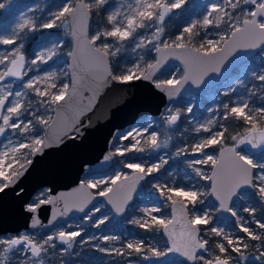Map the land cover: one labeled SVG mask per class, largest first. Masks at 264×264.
I'll list each match as a JSON object with an SVG mask.
<instances>
[{"label": "snow or ice", "instance_id": "6c2138e0", "mask_svg": "<svg viewBox=\"0 0 264 264\" xmlns=\"http://www.w3.org/2000/svg\"><path fill=\"white\" fill-rule=\"evenodd\" d=\"M109 2L65 0L47 20L37 24L34 19L22 16L9 34L0 35V45L6 48V51L0 52V137H5L9 131L12 134L0 149V193L21 181L35 162V157L51 147L60 146L65 138L75 140L80 134L81 111H77V118L70 124L67 120H54L49 113L61 117L65 106L70 107L74 98L81 95V85L86 79L97 87L110 82L128 84L140 80L151 81L172 100L185 84L190 82L201 86L209 74L219 73L241 52L258 49L264 55V0H221L211 3L200 19L192 20L174 39H164L165 18L175 10L183 9L188 0H133L126 7L120 4L107 11L102 27L92 30V17L98 16ZM4 7L5 4L0 3V9ZM149 22L155 30L150 35H142L140 30L149 27ZM57 28L65 29V35L72 39L71 48L63 53L69 62L59 71H46L42 75L29 77L34 67L47 65L60 56L64 45L61 41L53 42L29 60L24 52L23 40L27 33ZM210 29L219 31L211 32ZM202 31L205 36L197 42ZM210 35L217 38H207ZM128 43L134 44L133 52L139 49L144 53L155 52L156 55L148 60L141 54L130 66H114L116 58ZM169 58L181 61L182 76L160 79L159 74ZM252 76L260 82V89L264 90V69L260 73L253 72ZM25 77L28 79L25 80ZM9 78L22 81L21 90L13 91L12 84L6 83ZM224 94L229 93L226 91ZM192 111V107L186 109L187 113ZM209 111L213 115L194 129L197 134L207 133V136L174 153L176 157L189 154L200 157L187 160L186 164L195 177L207 182L206 190L195 186L186 188L154 183L152 188L165 204L142 207L139 209L141 215L130 221L146 232H162L167 237L164 248L136 239L120 248H99L101 252L119 257L136 256L142 260L174 254L192 264H232L230 253H241L242 248L249 246L245 237L251 241H264V220L257 219V208L248 206L242 210L251 217V223L262 230L259 233L232 207L234 198H243L244 188L253 189L260 205L264 206V162H258L244 151L245 148L264 150V105L253 108L248 100H243L223 104L219 115H216L217 109ZM181 115L180 109L166 108L162 115L164 125L172 128L177 125ZM229 120L243 121L246 127L242 133L231 135V146H225L229 133L221 121ZM54 126L60 131H54ZM152 129L153 124L148 122L121 134L118 139L126 143L105 155L104 161L116 156L167 149L171 137L161 139L160 132ZM213 148H219L218 156L208 154V150ZM166 164L168 160L163 156L151 164L125 162L123 168L130 171H117L107 179L101 176L100 179L81 181L72 193L59 197L41 193L43 198L28 204L26 210L38 214L42 206H55L63 201V210L53 211L52 220L49 221L51 224L57 215H66L73 209L85 212L98 195L107 199L117 215H122L127 211L140 182L159 173ZM205 165L210 166V172L204 170L202 166ZM92 190H96L95 194ZM206 196L214 197L218 202L216 212L225 211L236 218L239 231L245 236L235 237L225 233L222 228L212 226L213 213L197 208L204 204L203 198ZM164 207L170 208L169 216L163 214ZM99 211V208L94 210ZM84 219L91 220L92 215L85 212ZM107 219V216L99 219L95 226L103 225ZM40 224L38 215H33L31 226L35 228ZM81 234L80 230H60L48 235L42 242L27 234L0 237V264H9L11 253L23 254L19 264H46L45 257L50 249H56L57 240L67 246L63 254L73 248ZM209 234L220 238L215 242L217 254L210 251ZM115 240L118 237H103L105 243ZM201 253H208L211 258ZM261 257H264V252L257 259Z\"/></svg>", "mask_w": 264, "mask_h": 264}, {"label": "water", "instance_id": "95a60500", "mask_svg": "<svg viewBox=\"0 0 264 264\" xmlns=\"http://www.w3.org/2000/svg\"><path fill=\"white\" fill-rule=\"evenodd\" d=\"M257 51L258 49L237 54L219 73L209 74L201 86L197 87L190 82L185 84L179 95L172 100L178 99L183 93L194 94L208 86L226 80L236 66L245 62ZM67 62H69L68 57ZM171 63H181V61L169 58L164 66ZM180 76L182 74L177 78ZM172 100H169L151 81L140 80L128 84L110 82L108 85L97 87L90 79H86L81 85V95L74 98L70 107L65 106L61 117L57 118L55 113L52 115L54 120H67L70 124L77 118V111H81L82 114L79 116L81 121L79 125L80 134L77 135L75 140L65 138L64 143L60 146L51 147L44 154L35 157V162L21 181L16 186L10 187L0 193V232L7 230L15 231L22 227L33 228L31 226L33 215H38L41 221V224L37 227L45 229L60 221L83 214L84 212L73 209L66 215H57V219L49 224V221L52 220L53 211L57 209L59 211L63 210V201L55 206H42L38 214L27 212V205L25 203L31 199L34 191L43 185L49 187V196L51 197H59L61 194L72 193L74 189L79 187L80 182L84 181L80 179L83 173L103 170L114 162L115 157L109 161H104L103 158L109 152H112L110 146L114 136L122 130L123 126L137 121V117L142 113L159 115L163 106ZM54 131H60V129L54 126ZM71 134L75 135V133ZM231 144L232 142H227L225 146H231ZM245 149L249 150L248 148ZM249 151L257 152L261 150ZM218 155L219 148L216 153V156ZM141 183L142 181L137 186V191ZM246 189L251 188H244L243 190ZM93 193L95 194L94 191ZM152 195L159 197V194L155 190L152 191ZM212 198L214 199V197ZM99 199H102L106 203L113 215L120 216L113 211L111 205L104 197L95 196L91 204ZM69 202L71 203V198H69ZM91 204L88 205V208ZM217 214L224 219L233 217L225 211L217 212ZM177 230H179V225H177ZM163 236L167 240L164 234ZM247 256L252 261L258 257V254L252 252ZM165 258L184 259L174 254H169Z\"/></svg>", "mask_w": 264, "mask_h": 264}, {"label": "rangeland", "instance_id": "374dc122", "mask_svg": "<svg viewBox=\"0 0 264 264\" xmlns=\"http://www.w3.org/2000/svg\"><path fill=\"white\" fill-rule=\"evenodd\" d=\"M190 0H188L189 2ZM221 0H200V16L194 15L191 19L188 20V24L195 19H200L207 11L208 5L211 3H219ZM65 3V0H31L29 1L28 4H26L15 16L14 18L8 22L7 24L1 25L0 26V35H6L11 32V30L15 27L16 23L19 22L20 18L22 16L26 18H32L34 19L37 24H39L42 21L47 20L50 18V14L52 12L57 11L62 4ZM127 3H133V0H112V3L109 5L108 11L111 10L114 7L119 6L120 4H124L126 7ZM185 8V7H184ZM183 8V9H184ZM183 9L180 10H175L172 14H170L165 20L170 21L172 19H176L179 17L183 11ZM123 10V9H122ZM147 27L146 29L140 30V33L143 34H151L152 31L155 30V27L151 25ZM95 25V23H94ZM100 25L96 24L95 26H92L91 29L95 30L99 28ZM209 31L215 32L219 31L217 29H210ZM31 34H33V38L28 39ZM26 39L23 40L24 45H28L26 49H24L25 55L29 60L34 58L35 53L38 51L43 50L46 47L51 46L53 42L56 41H61L66 48V52L70 49L71 47V38L68 35H65V29L63 28H57L52 31L48 30H39L35 32H30L27 33ZM207 38L210 39H215L217 38L215 35H210ZM166 39V38H164ZM26 40H28V44H26ZM32 40V41H31ZM31 41V42H30ZM129 48L132 50L134 47L133 43H128ZM3 47H0V52ZM137 52H142V50H136ZM259 52V50L257 51ZM257 52L254 54L256 55ZM63 53V51H62ZM252 55L251 57H253ZM67 62V59L63 60L62 56H58L55 58L53 61H50L47 65H39L37 66L39 68V71H37V67L33 68V71L30 72L28 75L29 77L34 76V75H42L46 71H59L60 68H65V64ZM241 63L240 68L238 70V74L235 77H228L226 80L215 84L213 86L206 87L204 89V92L201 94L195 93V94H188L185 93L184 95L186 96L184 98L186 109L188 107H192L193 111L191 113H188V117L186 120L182 119L181 121L179 120L177 125L173 126L172 128H167L164 125V122L162 120V115L165 113L166 108H172V109H180L178 105V102L171 101L169 102L161 115L158 117H154L152 115H147L143 114L141 117H139L138 121L132 125H129L127 127H124L123 131H121L119 134L117 133L114 136L113 142L111 144V147L113 150L119 145H122L126 142L120 141L118 137L129 131L132 128H138L143 125H145L148 122H151L153 124V129L154 131H158L161 134V139H164L168 136L171 137V140L169 142V147L167 149H160L157 151V157H154L153 159H148L146 160L144 158H131L126 160L125 158L117 162V159L115 160L116 163L113 164L112 167L101 171V172H87L82 175L84 180H91V179H100L101 176L103 178L107 179L108 176L114 174L117 171H130L127 169L123 168V164L125 162H146L148 164L158 162L159 157L163 156L165 159L168 160L167 167L166 165L164 168L161 169V171L157 174H154L152 176L151 181H149L146 186H143L140 190L139 193L135 196L134 199H136V203L132 202V205L134 206H129L128 209L131 210L133 209L132 215L136 217H139L141 215L139 209L142 207H151L154 205H160V200H153V201H146L147 199H150V191L153 189L152 184L154 183H161V184H174L176 186H181V187H193L195 186L197 189L200 190H205V182L199 180L198 177H195L194 173L192 172L191 169L187 167L186 161L190 159H198L200 158L199 156H192L191 154L189 155H181L179 157H176L174 153L181 147H186L194 142H196L200 137L202 136H207V133H199L197 134L194 129L197 127L198 124L205 122L208 118H210L213 115V112H210L209 109H217L216 115H219L220 109L222 108V105L227 103L228 99L227 96L224 94L226 91L228 93L233 92L232 89L235 88L237 84L243 83L249 78V75L251 73L255 72L252 68L251 65H242ZM131 64H129L130 66ZM239 66V65H238ZM255 65L253 66V68ZM183 72V65L181 63H172L169 64L165 67L162 68L161 73L159 74L160 79H166V78H171L172 76L178 77L181 75ZM232 73V72H231ZM256 73H260V70H257ZM231 75V74H230ZM164 77V78H163ZM28 79V77H25V80ZM6 83H11L12 84V90H21V84L23 83L22 81L19 82H14L13 80L6 81ZM31 95V94H30ZM232 102H242L243 100L246 99V95L244 94L243 96L234 93L233 95ZM204 99V103H202V99ZM35 99V97H33ZM258 107H260L258 105ZM43 111V109L41 110ZM179 135L181 136V139L184 140H179ZM11 131L6 133L5 137H0V149H2L3 143L7 142V138L11 137ZM245 153L248 155H251L255 160L258 162H264V150L257 151V152H251L247 149H244ZM208 154L211 155H216V151L210 149L208 150ZM172 161H175L171 163ZM204 170L208 171V165L202 166ZM166 169V170H164ZM165 171V172H163ZM46 186L41 187L39 191L35 195V199L39 198L38 196H41V193H44L46 190ZM242 196L243 198H235L232 202V207L234 210H236L239 214V216L243 217L241 210L249 206V193L246 190L242 191ZM204 204L198 205L197 208L198 210H205V211H211L213 213V220H212V226L222 228L225 233L231 234L235 237H239L237 234L234 233V230L230 227V222L232 219H224L220 217L218 219V216L216 214V207L217 203H213L210 199L207 197H204ZM95 208H99V212H94ZM110 211V209L106 206L105 202L103 200H98L92 206L86 210L89 215L94 216V221L98 222L99 219H102L105 217L106 213ZM84 212V214H85ZM111 212V211H110ZM94 213V214H93ZM82 215L83 218L85 215ZM164 214V213H163ZM216 215V216H215ZM169 216V211L167 212V215ZM244 218V217H243ZM247 219V218H246ZM244 218V220H246ZM259 219V218H257ZM236 220V218H235ZM77 219L74 218L72 220L67 221L66 223L62 224L58 230H64V231H76L77 230ZM94 222V223H95ZM20 234H27L30 235V232H21ZM104 236H108L107 234H103ZM0 237H6V236H0ZM143 240L142 237L133 235L127 237V242L131 240ZM149 242L150 244H153L157 246L156 241L153 238L149 237ZM210 251L212 254H215L210 248ZM206 257L211 258L208 253L204 254ZM233 264H240L239 260H235L232 262ZM12 264H17L12 263ZM19 264V262H18ZM246 264H254L253 262H246Z\"/></svg>", "mask_w": 264, "mask_h": 264}, {"label": "trees", "instance_id": "16d2710c", "mask_svg": "<svg viewBox=\"0 0 264 264\" xmlns=\"http://www.w3.org/2000/svg\"><path fill=\"white\" fill-rule=\"evenodd\" d=\"M31 0H0V3H4L5 7L3 9H0V26L4 25L6 20L12 19L26 4L29 3ZM6 4L7 7L6 8ZM200 0H190L185 8L183 9L181 15L177 17L176 19H172L170 21L165 20L164 21V28H165V35L164 38L166 39H174L176 35H178L183 27L187 26L188 20L191 19L194 15L200 16ZM109 5L106 6L104 10H101L97 15H94L91 19V27L95 26L96 24H99L100 27L104 25V17L107 15ZM95 23V25H94ZM30 35H26V38ZM205 36V33L202 31L199 38H197V42H200ZM25 38V39H26ZM33 38V34L28 39ZM32 41V40H31ZM30 41V42H31ZM28 40H26V44H28ZM28 45H26L24 48L26 49ZM63 53H66V48L63 46ZM61 54L62 59H67V56L64 54ZM144 54L146 59L151 60L154 57V52H148L144 53L143 51L140 52H133L128 44L126 45L125 50L116 58L115 65L114 66H129V64H132L135 60L139 58V55ZM241 65V64H240ZM239 66H236L230 75V77H235L238 74V70L240 68ZM242 65H251V68L257 72V70L264 69V55L261 54L260 50L257 52L256 55L253 57L248 58L245 62H243ZM255 67L253 68V66ZM64 69L60 68L59 70ZM164 78V77H163ZM204 92V89L197 92L201 94ZM239 94L243 96L246 95V99L249 102L250 107H258L261 105H264V99H261V96H264V90L260 89V82L257 81L253 76L252 73L249 75V78L244 81L243 83L237 84L234 88V91L229 93L227 96V103L232 102L233 94ZM251 93H255L252 95ZM186 96L182 95L178 100V105L181 108V119L186 120L188 117V113L186 112V105L184 98ZM204 99H202V103H204ZM222 111V108L220 109V112ZM221 123H224L225 126L228 128L229 136L226 137V142H232L230 139L231 135H234L236 133H242L246 127V125L243 123V121H237V120H229V121H221ZM179 140L181 139V136L179 135ZM218 148H213L212 150L217 151ZM142 153H137L134 155L119 157L117 156V162L121 158V160L125 159H131L135 157H142L140 156ZM143 155L147 157V159H153L154 157H157V152H144ZM148 160H146L147 162ZM175 161H172L173 163ZM169 166V164H168ZM167 167V165H166ZM210 166H208L207 170L209 171ZM166 170V169H164ZM165 172V171H163ZM150 177H148L149 179ZM152 179V177H151ZM150 179V181H151ZM205 182V190L207 187V182ZM249 193V206L256 207L257 208V218L264 220V206H261L259 203V199L257 196L254 195V190L250 189L247 191ZM208 199H210L213 203L214 200L211 198V196H206ZM135 203V202H134ZM134 206V205H130ZM248 207V206H246ZM133 209L129 210L120 215L115 216L110 211L106 213L105 216L108 217L106 222L103 225H100L99 227L95 226L94 216H92L91 220H85L83 216L78 217L81 222H86L89 224V226H93V234L90 236H93L95 238V243L92 242V244H85L82 246L80 250L74 249L72 254L66 257L67 259L58 261L60 264H192L190 262H187L184 259H168V258H160V259H151V260H142L136 256L132 257H119L116 255H110L106 252H101L99 248H120L123 244L127 243V237L137 235L143 238V241L146 244H150V238H153L157 246L160 248H164L165 245V238L162 234V232H146L143 229H140L135 224H132L130 221L135 218V216L132 215ZM167 212V210L165 211ZM241 213L243 217L246 219V221L249 222V226L253 228L258 233L262 230L258 229L254 223H251V217H249L248 213H245L243 210H241ZM167 215V213H166ZM216 216V215H215ZM95 222V223H94ZM87 224V225H88ZM230 227L234 230V233L237 234L239 237L245 236L244 233H241L239 231V226L237 224V221L235 218H233L230 222ZM83 227L81 226V229ZM103 234H107L108 236H115L118 237V240L115 241H108L105 243L103 241ZM208 239L210 240V248H212L213 252L217 254L218 250L215 247V242L219 241L220 238H216L211 236L209 234ZM246 242L248 243V248L243 249L241 253H230L232 256V261L234 259H244L245 255L248 253L256 252L259 255H261L262 252H264V241H251L247 240L245 237ZM206 254V253H205ZM243 257V258H242ZM262 258V260H261ZM260 259H257L254 263L255 264H264V257H261Z\"/></svg>", "mask_w": 264, "mask_h": 264}, {"label": "flooded vegetation", "instance_id": "af4514ba", "mask_svg": "<svg viewBox=\"0 0 264 264\" xmlns=\"http://www.w3.org/2000/svg\"><path fill=\"white\" fill-rule=\"evenodd\" d=\"M112 3V0H110V2H109V5ZM6 8H8L7 7V4H6ZM14 18V17H13ZM12 18V19H13ZM12 19H10L9 21L8 20H6L5 22V24H7L8 22H10ZM90 26H91V21H90ZM0 47H3L2 48V50H1V52H4V51H6V48H5V46H3V45H0ZM25 49V48H24ZM172 64V63H171ZM169 65V64H168ZM167 66V65H166ZM165 67V66H164ZM9 80H13L15 83L16 82H19V81H16L14 78H9L7 81H9ZM65 82H67V81H65ZM185 93H183V94H181L179 97H178V99L182 96V95H184ZM195 94V93H194ZM178 99H176V100H172V101H175V102H177V100ZM169 102H171V101H169ZM169 102H167L164 106H163V109H162V111H161V113L159 114V115H161L162 113H163V110H164V108H165V106L169 103ZM42 110V109H41ZM143 114H145V113H142L141 115H143ZM49 115H53V113H49ZM141 115H139L138 117H137V121H138V119H139V117H141ZM147 115H152V116H154V117H158L159 115H153V114H147ZM137 121H135V122H133V123H131V124H127V125H125V126H123L122 127V130L121 131H123V129H124V127H127V126H129V125H132V124H134V123H136ZM120 131V132H121ZM120 132H118V134L120 133ZM111 147V146H110ZM111 149H112V147H111ZM112 151H114L113 149H112ZM140 156H142V157H139V158H144L145 160H148L147 159V157H145L144 155H143V153L140 155ZM135 158H138V157H135ZM117 159V156L115 157V160ZM114 160V162L111 164V165H109L107 168H105V169H103V170H96V171H88V172H94V173H96V172H101V171H104V170H106V169H108V168H110V167H112L113 166V164H115L116 163V161ZM126 160H128V159H126ZM209 171H210V169H209ZM85 173H87V172H85ZM84 174V173H83ZM82 174V175H83ZM152 177V176H151ZM151 177L148 179V178H146V180L145 181H142V183H141V185H140V187H139V189H138V191L135 193V195H134V198H135V196L137 195V193H139L140 192V190H141V188L143 187V186H146V184L150 181V179H151ZM80 179H83V177L82 176H80ZM84 180V179H83ZM44 187L46 186L47 188H46V190H45V192H44V195L45 196H49V187L47 186V185H43ZM43 186H41V187H43ZM41 187H39V188H37L35 191H34V193H33V195H32V197H31V199L30 200H28L25 204L26 205H28V204H30V203H33L36 199H35V195H36V193L39 191V189L41 188ZM153 190H155V189H152L151 191H150V195H151V197H150V199H147L146 198V201H153V200H160V205H164L165 204V201H164V199L162 198V197H154L153 195H152V191ZM94 192H96V190H93ZM39 198H43V197H41V196H38ZM133 198V200H132V202H135L136 203V199H134ZM99 200H102V199H99ZM98 201V200H97ZM97 201H95V202H97ZM94 202V203H95ZM132 202H131V204H132ZM214 202H216L217 203V201L216 200H214ZM94 203H92V204H94ZM92 204H91V206H92ZM106 204V203H105ZM131 204H129V206L131 205ZM90 206V207H91ZM107 206V205H106ZM128 206V207H129ZM89 207V208H90ZM88 208V209H89ZM87 209V210H88ZM167 210V212L169 211V215H170V208H168V207H164V210H163V213H164V215L167 213V212H165ZM111 211V210H110ZM84 214V213H83ZM83 214H81V215H77V216H74L73 218H69V219H67V220H63V221H60V222H58V223H56V224H54L53 226H50V227H48V228H41V227H36V228H25V227H22V228H20V229H18V230H7V231H2V232H0V236H6V237H14V236H17V235H20V233L21 232H30V236H32V237H34L38 242H42L43 241V239L44 238H46L48 235H54L57 231H60V230H58V228H60V226L62 225V224H64V223H66L67 221H69V220H72V219H74V218H78V217H81ZM216 214H217V212H216ZM85 215V214H84ZM217 216H218V219H220V216L217 214ZM232 219V218H231ZM77 223H78V225L76 226L77 227V230H80L81 232H82V234H81V236L80 237H78L77 238V242L73 245V248L72 249H70V250H68V252H66V253H63L62 254V251H63V249H65L67 246L66 245H63V244H61L58 240L55 242L56 243V249H50L49 250V253L47 254V256L45 257V261H46V264H60V263H58V261H61V260H64V259H67L66 257H68L69 255H71L72 254V252H73V250L74 249H77V250H80L81 248H82V246L83 245H87V244H92V242L93 243H95L96 241H95V238L93 237V236H90V235H92L93 234V229L92 228H94L93 226H89V224L88 223H86V222H81L79 219H77ZM88 224V225H87ZM81 226L83 227L82 229H81ZM55 227V228H54ZM165 238V237H164ZM165 240H166V238H165ZM210 246V245H209ZM212 247H215V246H212ZM0 251H2V247H0ZM201 254H205V253H201ZM258 254V253H257ZM22 253H11V254H9V264H12V263H16L17 262V264H18V262H19V260L22 258ZM248 254H246L245 255V257H244V259H242V260H240V259H234L232 262H234L235 260H239L240 261V264H246V262L248 261V262H255L256 260H257V258H254L252 261H250L249 259H248V256H247ZM258 257H260V255L258 254ZM173 259H176V258H173ZM177 259H179V258H177ZM261 260H262V258H261ZM233 264V263H232ZM255 264V263H254Z\"/></svg>", "mask_w": 264, "mask_h": 264}, {"label": "bare ground", "instance_id": "6f19581e", "mask_svg": "<svg viewBox=\"0 0 264 264\" xmlns=\"http://www.w3.org/2000/svg\"><path fill=\"white\" fill-rule=\"evenodd\" d=\"M77 219V218H76ZM55 228V227H54Z\"/></svg>", "mask_w": 264, "mask_h": 264}]
</instances>
